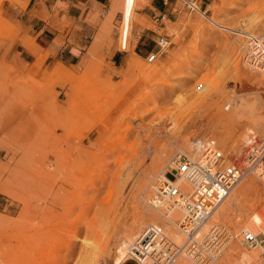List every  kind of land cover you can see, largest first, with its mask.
Here are the masks:
<instances>
[{
	"label": "rangeland",
	"instance_id": "obj_1",
	"mask_svg": "<svg viewBox=\"0 0 264 264\" xmlns=\"http://www.w3.org/2000/svg\"><path fill=\"white\" fill-rule=\"evenodd\" d=\"M4 1L0 0V5ZM186 1L194 4V9ZM249 17L257 18L260 23L256 27L248 25ZM83 23L92 32L85 44L86 54L75 66L57 64L43 71L39 79L45 58H39L36 68L25 74L0 58V264H45L42 234L46 229L47 214L35 215L34 211H42L38 205L48 195L46 188H43L39 194L32 196L37 198L31 199L30 194L33 193L27 189L28 182L34 183L38 178H35L34 172L42 169L35 163H27V155L16 153L33 150L47 152L62 148L63 128L68 118L74 119L72 123L77 124L80 117H87L85 127L88 130L94 128L90 141L101 139L98 146L91 150L100 157L105 155V158L90 164L86 175L81 178L78 187L81 190L76 193L78 197L74 196L79 205L69 218L70 222L81 224L94 221L98 229L103 228V219L107 220V210L117 202L118 189L113 178L119 176L121 158L124 164L131 161L137 166L146 160L126 188L122 186L124 199L122 197L118 219L125 222L131 217L124 210L131 191L146 178L152 156L166 151L167 161L172 165L180 153L191 155L196 146H213L220 149L234 164H245L243 155L233 156L229 146L245 143L248 131L252 136H260L256 134L258 126L253 127L250 119L244 118L239 126L231 128L225 119L231 115L238 98L248 101L250 105H264V84H248L245 80L240 82L234 74H230L232 61L229 50V45H236L237 62L241 66L243 64L242 68L247 73L263 78L251 72L252 68L245 64L248 35L247 38L240 36L241 43L236 42V38L245 32L264 38V0H108L104 6L91 10ZM66 26L72 27L71 24ZM75 30L80 31L81 28L77 26ZM16 32L17 28L3 23L0 10V38L7 39L0 40V48L12 43L11 39ZM141 34L144 36L140 48L136 46V56L131 47L135 46ZM116 50L122 52L121 59L112 58ZM155 52L154 59L148 60ZM170 71L174 72L173 75ZM163 75L173 85L167 91L162 84H158L164 79ZM201 84L203 88L199 90ZM231 90L235 91V97L230 101L232 105L227 103ZM144 101L148 103V109L154 111L150 114L139 113L138 120L130 116L133 119L129 120L133 125L131 132L126 133L123 128L120 131L113 129L111 123L119 119L120 113L130 112L136 102ZM140 124L147 126L146 130L139 131ZM225 135L229 136L228 145L222 144ZM186 139L192 143L191 150L182 147ZM263 140L264 137H261L260 141ZM84 142L86 145L90 143L88 140ZM115 149H120L121 154L114 153ZM250 152L252 149L249 152L247 150V155ZM19 161H24L25 165L18 166ZM171 173L176 175L175 170L169 168L166 178L174 180ZM55 176L57 180L61 177H58V173ZM258 178L249 173L244 181L253 179L264 188V181ZM159 179L157 177L153 180L154 189L151 194L158 193L156 188ZM93 186L98 192L92 190ZM83 191L87 194L80 196ZM93 198L94 203H97L88 210ZM261 211V208H256L244 211L243 214L246 212L250 216ZM229 212L236 214L228 216L232 218L242 211L232 207ZM234 220L222 226L231 235L236 234V238L218 259L215 258L216 261H224L227 250L233 246L250 249V246L243 245V235L237 234L245 222L239 221V228L236 223L239 218ZM94 222L91 223L93 226ZM82 230L85 233L86 229ZM84 233L80 239L85 237ZM109 235V248L116 255L121 233L115 235L112 230ZM182 236L185 238L183 233ZM36 237L41 239L36 241ZM25 238L29 241L24 244L33 245L31 256L30 253L27 256L25 251L18 252L14 247L17 241L23 242ZM83 244L82 240L74 241L71 254L64 249L61 252V257H65L62 264H79L85 248ZM128 244L125 247L126 258ZM261 246L264 248V245ZM261 252L262 255L252 264H264V250ZM112 258L115 259L112 256L104 259L105 262L101 259L99 264H115ZM124 264L137 263L130 260Z\"/></svg>",
	"mask_w": 264,
	"mask_h": 264
},
{
	"label": "bare ground",
	"instance_id": "obj_2",
	"mask_svg": "<svg viewBox=\"0 0 264 264\" xmlns=\"http://www.w3.org/2000/svg\"><path fill=\"white\" fill-rule=\"evenodd\" d=\"M197 9L199 11L198 7ZM248 21V25L251 24L252 27H256V25L260 23V20L257 21V18L249 17ZM240 36L246 37L248 40H255L253 42H249L247 40L248 51L245 55V64L252 68V70H250L251 72L263 78L259 79L256 76H252L242 68L243 64L241 66L240 63L237 62L238 59L236 58L238 55V47L236 45L232 46V44L229 45L230 60L232 61L230 74H234L235 79L240 82L245 80L248 84L251 83L254 85H263V64L260 65L261 62L258 65L255 64L258 61V58L263 61L264 56H262V50H256V48L254 49L253 47L257 44L259 45L260 43L258 42L260 40L254 35V33L250 34L245 32L244 34L242 33L237 35L236 42H240L242 39ZM254 54L257 56L253 58ZM244 67H246V65H244ZM159 73L161 74L162 72L160 71ZM173 73V71H170V74L173 75ZM158 84H162L165 87V91L173 87L166 76H164V79ZM234 95L235 91L231 90L230 97L227 100L228 104H233L232 102L230 103V101L233 100V97H235ZM149 99L151 101V97ZM238 99L235 103L236 106H233V108H235H231L233 111L231 112L229 110L231 115L225 119L227 125L230 128L239 126L244 118H247L253 122V127L256 128V126H258L256 129V131L258 130L256 134L260 136L255 134V136H252L248 131V134L245 136V143H243L241 146H229V152L232 153L233 156H244L245 153V156H248L251 154V152L247 155V150L249 152L250 149L253 151L254 149L260 148L262 146V142L264 141H260L261 137L262 139L264 137V105H261L262 107L260 105H250L248 101L243 99L241 100V98L238 101ZM147 106L148 103H146V101L138 103L136 102L134 107L132 106L133 109L130 110V112H128V110L126 113H120L119 119H114L112 121L111 125L113 129L120 131L123 128L124 132H131V130H133V125L129 122L131 119L130 116L133 115L134 117L132 118H136L138 120L137 116L139 113L146 112L147 114H150L154 111L153 109H148ZM73 120L74 119L68 118L65 121L62 135V148L52 149L51 151L47 152L33 150L30 152L22 151L16 153L18 155L20 153H22V155H27L29 158L27 163H35L42 169L39 172H34L35 178L38 176V178H40V182L36 181L38 178L34 180V183L31 182L30 184L29 181V188H26L29 189L31 193H33V195L30 194L31 199L37 198L32 196L39 194L38 192L43 188H46L45 191L48 195L44 201L42 203L40 202L41 204L38 205V207L42 208V211L32 210L34 211L35 215H41V213L45 212L47 214L45 219L46 229H44L42 234V240L44 242L46 254L45 264H62L63 260H65V257H61V252L65 249L68 254H71V252L74 250L72 248V243L76 240H82L84 243L83 245L85 246L79 264H99L101 259L104 261V259L111 258L112 256L115 258H112L115 264H124L130 260L135 261L137 264H209L210 262V264H252L262 255L261 250H264V248L261 245H264V243L258 241L259 243L257 245L249 244V250H244L237 245L233 246L227 250V255L225 254V258H223L225 259L224 261H216L215 258L218 259L220 255L223 254L225 249L232 242H234L233 240L236 238V234L231 235V232L226 227L222 226L225 222L232 223L235 221V218H239V220L236 221L237 224L239 221L245 222V224H243L244 226L237 230V234L243 235L242 242L244 246H247L245 244L246 234L248 233H252L255 236H261L264 238V233H260L264 232V188H261L253 179H247L244 181L243 178L241 182L235 185V187L233 186L230 190H220V194L223 196V198L221 200L217 199L216 202H212L211 207L206 206V203L210 202V192L205 195L206 192L201 191L199 188L202 187L203 180L207 179L206 176L209 177L210 182L211 180H215L213 177L215 170H212L214 172L212 175H207L205 172H203V177H197V169L194 171L191 169L189 172H182V162L184 157L189 158L191 167H196L197 164L199 166L201 162H204V164L215 162L216 158H213L212 154H210L211 151L208 153L206 147L204 146V148L201 146H196L191 155H186L183 153L178 154L174 162H172V165H169V161H167L168 156L166 157V151L162 154L152 156L153 158H150L151 164L148 167L146 178H144L142 182L138 184V187L132 189L131 196L129 195L130 200L128 201L129 198L127 199L128 202L124 210L131 214L129 215L131 217H129L130 219L125 222H123L122 219H118V212L121 208V204L123 203L122 186L125 187L130 182V180L133 179L139 167L141 165H145L144 163L146 160H143L140 165L138 164L137 166L134 164L135 162L131 161L127 162V164H124L123 159L121 158V161L119 160V176H115L113 178L114 184L118 189L117 202L107 210V220L103 219V228H95L96 223L94 221H86L87 223L82 224L79 222L76 223L74 221L70 222L69 218L75 212L77 205H79L78 199L74 196L77 195V191L79 192L81 190L80 188L78 189L81 178L86 175L88 167H91L90 164L99 162L101 161V158L102 160L105 158V155L100 157L91 150V148L98 146L101 139L95 140L94 142L90 141V135L93 133L94 128L88 130L85 127L86 123H88L87 117H80L77 124H73ZM139 126V131H143V129L146 130L147 128V126L143 124H140ZM228 139L229 136L227 137V135H225L223 138L224 143L222 144H227ZM85 140H88L90 143L86 145L84 142ZM191 145L192 143L190 140L186 139L182 142V147L186 150H191ZM217 150L222 152L220 149ZM114 153L121 154V150L115 149ZM206 154L208 157H210L209 161L204 159V155ZM224 155L225 154L223 153V156ZM226 158L229 160V162L234 164L228 156H226ZM83 159L88 160L83 161ZM22 165H25L24 161H19L18 166ZM45 168H47V170ZM169 168L175 170L176 172V175L173 173L170 174L172 177H174V180H169L166 178V171H168ZM256 168L258 172H254L253 169L251 170L252 173H250L264 181V164ZM56 173H58V177L61 175L58 180L56 178L57 175L55 176ZM157 177H160V183L158 187L156 186L157 188L155 186L154 187L158 193L155 192L156 194H151V190L154 189L152 182ZM58 183H60V185H58ZM57 185L59 187H57ZM208 188L210 189L211 187ZM92 190L97 191L94 186L92 187ZM214 191L217 193V189H214ZM86 194L87 192L83 191L80 193V196H84ZM203 196L204 200L201 201L200 198H203ZM76 197H78V195ZM29 203L32 205L31 201ZM96 203H94L93 198L88 210H90ZM197 206H201V208L197 209ZM232 207L239 208V210L242 211L241 214L237 215L236 217L229 218L228 216L236 215L233 212H229L230 208ZM256 208H261L262 211L253 213L250 216L245 214L246 212L243 214L244 211ZM99 210L100 208L98 211ZM93 222L94 226L92 225ZM57 223L60 224L56 225ZM239 225L240 224L237 226L240 228ZM82 228L86 229L85 233ZM112 230L114 231L115 235L117 232L121 233L116 255H114L113 251L109 248L111 243L109 234ZM198 232L200 233L198 234ZM82 233L85 234V237H83L84 239L82 237V239H80V235ZM182 233L186 238V242L184 241L185 238H183ZM39 239L41 238L36 237V241ZM28 241V238H25L23 242L17 241L14 247L18 252L25 251L27 252V256L29 253L31 256L33 245L27 246L24 244L28 243ZM129 242L130 244H128ZM127 244L128 250L126 258L125 247ZM259 247L262 249L259 250Z\"/></svg>",
	"mask_w": 264,
	"mask_h": 264
},
{
	"label": "crops",
	"instance_id": "obj_3",
	"mask_svg": "<svg viewBox=\"0 0 264 264\" xmlns=\"http://www.w3.org/2000/svg\"><path fill=\"white\" fill-rule=\"evenodd\" d=\"M19 1L6 0L0 5L3 23L17 28L11 39L12 43L0 48V58H4L24 74L36 68L39 58H45L39 79L43 71L50 70L57 64L64 66L78 64L86 54L85 44L92 32V29L83 22L91 10L102 7L108 2V0ZM66 24H71L72 27L69 28ZM77 26L81 28L80 31L75 30ZM143 36L139 35L137 43L131 47L135 54L136 46L140 48ZM0 40L7 41L5 38ZM155 54L156 52L151 54L148 60ZM121 56L122 52L116 50L112 58L121 59Z\"/></svg>",
	"mask_w": 264,
	"mask_h": 264
},
{
	"label": "built area",
	"instance_id": "obj_4",
	"mask_svg": "<svg viewBox=\"0 0 264 264\" xmlns=\"http://www.w3.org/2000/svg\"><path fill=\"white\" fill-rule=\"evenodd\" d=\"M167 1H165L166 3ZM188 6L192 9H194V4L190 3L189 1H186ZM260 40L258 43L259 45L253 46L254 49L256 50H262V56H264V38H259ZM255 40H249V42H253ZM251 54V53H248ZM257 55L254 54L253 58L256 57ZM264 58V57H263ZM153 56L151 57L150 60H153ZM261 62L260 65L263 66L264 68V60L261 61V59L258 58V61L256 62L255 65H258ZM203 88V85L201 84L198 86V89L201 90ZM207 152L211 151L210 154H212L213 158H216L214 163H209V164H204V162H201V164H197L196 167H191V162L189 161V158L184 157L183 162H182V172H189L191 169L194 171L197 169V177H203V172H205L207 175L210 174L212 175L214 172L212 171L213 169L215 170V174H213V177L215 180H211L208 176H206V180H203L202 182V187L199 189L201 191H205V195L210 192V202L206 203V206L211 207L212 202H216L217 199L221 200L223 196L220 194V190H230L233 186L237 185L241 180L251 172V170L254 169V172H258L257 168L258 166H262L264 164V141L262 142V146L258 149H254L251 154L248 156H243V159L245 160V163L247 164H241L238 163L232 164L229 162V160L226 158V156H223V152H219L217 149L213 148L212 146H207L206 147ZM210 157L204 155V159L206 161H209ZM255 161V163H254ZM220 163V164H218ZM249 165V166H248ZM248 166V167H247ZM251 166V167H250ZM252 173V172H251ZM263 174V173H262ZM264 176V174H263ZM211 177V176H210ZM208 187H211L210 189ZM214 189H217V193L214 191ZM200 200H204L203 198H200ZM201 208V206H197V209ZM209 212V211H208ZM264 243V238L263 237H258L253 235L252 233L246 234V244L249 246L251 245H257L259 242Z\"/></svg>",
	"mask_w": 264,
	"mask_h": 264
}]
</instances>
